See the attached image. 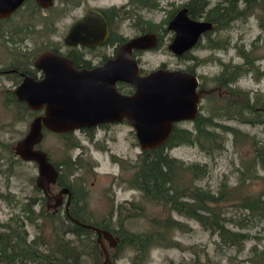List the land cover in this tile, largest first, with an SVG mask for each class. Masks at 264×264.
Segmentation results:
<instances>
[{
    "label": "trees",
    "instance_id": "obj_1",
    "mask_svg": "<svg viewBox=\"0 0 264 264\" xmlns=\"http://www.w3.org/2000/svg\"><path fill=\"white\" fill-rule=\"evenodd\" d=\"M209 1L188 0L184 5L187 6L191 17L211 21L214 25L212 30L204 34L205 48L226 50L230 45V36H226L223 40L220 36L221 32L230 28L231 22L237 19H247L255 13V8L260 10L257 21L264 29V0H218L212 6H209ZM141 2L144 5L147 4V1ZM172 16L171 14L170 18ZM140 29L152 31L147 26ZM213 33L215 37H211ZM257 39L249 48L244 47L243 44L237 47L233 45L242 62L235 65L225 64L223 69L212 77L218 86L214 84L215 86L208 87L206 81L200 78L199 89L208 92L201 94V103L196 117L186 121V123H192V126L183 127L181 123H175L170 137L163 145L141 150L136 161L132 163L123 161L120 164L123 168L126 163V170H130V173L125 178H121V181L129 188L135 189L139 193V199L127 200L115 206L111 205L107 213L99 220L89 219L86 215V192L83 191L82 182H78L77 175L79 169L86 166L92 168L93 164H84L81 157L73 159L69 154L78 146L83 148L73 132L56 134L63 139L64 147L69 151L63 160L53 162L59 172L58 185L67 186L71 192L72 204L69 212L85 224L112 233L116 239V245L113 247L107 245V248L113 262L127 257V251H130L128 264H146L155 248H181V244L174 239V234L176 231L187 232L190 226L172 217L174 213L193 220L211 234H216L224 245H235L238 248L244 246L248 235L241 229L245 227V224L238 222L235 225L238 230L228 227L227 224L232 223L233 219L226 215L227 207L224 204L232 201L235 206L243 208L248 213V218L242 219L249 220L253 215L262 214L264 189L260 195L250 194L245 190L248 182L252 180L258 179L264 184V139L253 135L252 143L251 135L226 121L235 120L264 126V111L262 110L264 109V97L262 94L254 93L251 96L247 90L236 85L239 79L247 74H250L256 82L264 80V69L256 65L260 59L256 49ZM184 57L191 56L187 52ZM191 58L194 59V56ZM188 72L193 71L190 68ZM117 87L125 91L131 85L119 82ZM3 92L7 94L5 100L12 102L13 107L16 106L14 110L19 118H23L26 114L32 117L37 114L24 102L17 100L11 90L3 89ZM128 92L131 93V89ZM94 130L95 128L84 129L90 140ZM248 140L251 153L249 159L241 160L236 168L235 184L228 185L227 181L230 176L225 175V179L216 190H209L200 184L209 173L206 162L184 161L168 153V150L173 147L189 145L213 157V153L221 151L228 141L234 143L235 146H240ZM48 158L51 160L49 155ZM36 188L38 189L37 186ZM40 198L47 207L44 195ZM150 206L157 208L158 212L153 215L148 213ZM29 211H27V218H29ZM40 216L42 218L51 217L57 221L56 226L50 224L52 242L40 243L45 246L46 251L43 252H48V255L38 254L41 252L38 251L37 245L34 246L32 242L26 240L27 233L24 229L20 233L9 227L8 231H0V260L7 264L14 262L30 264L36 261L39 264H49V262L52 264H88L89 259H93L95 263L103 264V261L100 262L102 250L97 241V235L92 229L74 223L66 213L58 217L57 210L54 213L50 211V214L41 213ZM136 216L147 219L144 228L126 226L125 221ZM5 226L3 225L4 228ZM69 235H72V238ZM59 258L60 262H58ZM178 264L219 263L212 262L208 258L203 261L200 257H196L188 263L180 261Z\"/></svg>",
    "mask_w": 264,
    "mask_h": 264
},
{
    "label": "rangeland",
    "instance_id": "obj_2",
    "mask_svg": "<svg viewBox=\"0 0 264 264\" xmlns=\"http://www.w3.org/2000/svg\"><path fill=\"white\" fill-rule=\"evenodd\" d=\"M141 1H147L144 5ZM188 0H97L94 3L106 6H114L116 16L112 20V31L122 42L123 38L128 39L137 35L142 27H149L153 33L160 36L159 44L153 51L146 52L140 62L141 69L150 71L156 68H167L170 70L192 71L200 78L206 81L208 87L216 84L212 77L218 74L225 64H240L241 57L236 53L233 45L249 48L257 38V54L260 59L256 65L264 69V29L260 27L257 21L259 8H255V13L243 20L231 22L230 28L224 29L220 36L224 40L230 36V45L226 50H211L204 47L206 39H201L198 46L189 51L191 57H177L168 49V44L173 35V31L167 29L170 15L174 13ZM218 0H210L209 6L217 3ZM76 15V11L60 19L58 25L59 34H41L32 33L18 41V47H28L33 50V55L37 54L40 49L48 46V39L55 37L59 39L64 36V28ZM199 19V18H198ZM0 35V65L10 64V52L16 49L17 45L9 42V37ZM13 37V36H11ZM204 37V36H203ZM215 37V33L211 34ZM20 38L16 36L15 39ZM168 40V41H167ZM23 41V42H22ZM38 49V50H37ZM7 67V66H6ZM18 81L13 77L0 75V231H8L11 227L13 230L27 233V241L37 245L38 251L43 252L45 246L40 244L43 241L52 242V229L50 224L57 225L55 219L42 218L41 213L55 211L52 208H46L44 201L41 200L42 191L37 189L36 179L38 176V166L33 161L21 160L15 153L17 142L26 134L32 116L26 114L19 118L18 113L14 110L12 102L6 101V95L3 89L13 91ZM217 85V84H216ZM239 88L247 90L252 96L254 93H261L264 97V80L256 82L250 74L244 75L236 84ZM218 86V85H217ZM218 88V87H217ZM216 90V89H212ZM226 123L240 129L260 139H264V126L259 124L241 123L235 120H228ZM181 126H192V123L183 122ZM75 138L80 141V146L66 150L63 139L56 134L47 133L43 137L40 148L45 150L51 157V161L56 163L63 160L68 152L73 159L81 157L84 164H93V167H84L77 172L78 182H82L85 193L86 215L89 219L99 220L111 205L118 203L138 200L139 193L131 189L126 183L121 181L125 178L130 170H126L124 163L123 168L120 164L125 162H134L141 154V148L135 136V132L127 122L113 123L107 126L97 128L93 132L90 140L85 131L76 130L73 132ZM253 149V145H252ZM168 153L184 161L206 162L209 173L200 183L209 190H216L219 184L225 179V175L230 176L227 181L228 185H234L236 181V168L241 160H248L251 153L249 140L240 146L228 141L225 147L212 156H207L199 151L195 146L179 145L168 150ZM78 160V159H77ZM53 187V188H52ZM54 192L58 187L52 186ZM264 189L263 181L258 179L248 182L246 192L254 195H260ZM264 201V196H262ZM44 203V205H43ZM227 207L226 215L231 216L232 223L227 226L231 229L238 230L237 223L245 224L241 229L248 235L242 248L235 245H224L219 241L216 234L202 228L197 222L187 219L183 216L173 214L172 217L181 220L190 226L187 232H178L174 234V239L181 244V248H155L151 252L150 260L146 264H178L180 261L190 262L196 257L203 261L207 258L212 262L219 264H264V209L262 214L253 215L248 218V213L241 207L235 206L232 201L224 204ZM29 211L27 218V211ZM151 210V211H150ZM58 217L63 214V209H58ZM158 212L154 206L148 207V213ZM166 215V212H164ZM127 227L134 226L138 229L144 228L147 219L136 216L128 219ZM3 225H6L5 228ZM24 236V235H23ZM72 238V235H69ZM67 237V236H66ZM94 237V235H93ZM106 243L107 240H104ZM130 251L126 256L118 260V264H128ZM103 256V254H102ZM101 256V263H104V257ZM99 262V261H98ZM0 264H7L0 260ZM12 264H19L14 262ZM30 264H39L37 261ZM88 264H97L95 260L88 261Z\"/></svg>",
    "mask_w": 264,
    "mask_h": 264
},
{
    "label": "water",
    "instance_id": "obj_3",
    "mask_svg": "<svg viewBox=\"0 0 264 264\" xmlns=\"http://www.w3.org/2000/svg\"><path fill=\"white\" fill-rule=\"evenodd\" d=\"M22 0H0V16L12 12ZM47 7L52 0H36ZM71 28L66 37L70 42L77 28H88L81 44L101 43L107 35L105 19L94 13ZM94 28V31H93ZM211 21L193 18L187 6L180 7L170 18L167 29L173 31L168 49L177 57L191 51L204 33L212 30ZM91 36L94 37L91 39ZM153 33L134 36L122 43L114 58L92 69H75L71 61L57 53H41L35 66L44 76L34 79L24 75L15 87L16 99L24 102L31 110L42 114L34 117L26 134L17 142L15 153L23 160L34 161L38 166L37 186L46 198L48 208H56L65 202L66 214L74 223L92 229L97 235L106 264L113 262L108 246H115L116 239L105 229L85 224L69 212L71 192L67 186L53 193L50 183H55L58 171L49 162L47 154L35 149L43 137V130L54 134L74 132L81 128L97 127L104 123L127 122L135 132L141 150L163 145L170 137L174 124L189 121L196 117L201 103V94L208 92L199 89V78L194 72L156 68L145 74L140 73L139 63L131 56L133 49H148L156 45ZM119 82L133 86L131 93L118 89ZM264 111V109H262ZM104 240H107L106 243Z\"/></svg>",
    "mask_w": 264,
    "mask_h": 264
},
{
    "label": "flooded vegetation",
    "instance_id": "obj_4",
    "mask_svg": "<svg viewBox=\"0 0 264 264\" xmlns=\"http://www.w3.org/2000/svg\"><path fill=\"white\" fill-rule=\"evenodd\" d=\"M91 1L96 2L97 0H52L50 5H48L47 7H44L40 5L36 0H22L21 3L8 15L2 16V17L0 16V35L3 36L2 34H4L6 35V37L10 36L9 42H13L14 45H17V48L12 49V52H10V56H9L10 64H7L10 67H6L5 65L4 66L0 65V75H3V76L8 75V77H13L14 79L18 81L17 85L22 81L24 75H29L36 80L42 78L44 74L42 73L40 69H38L35 66V61L37 57L45 51H51V52L57 53L69 59L71 61L72 66L77 70L92 69L94 67H97L103 64L108 59L114 58L118 47L130 38L128 39L123 38V41L121 42L118 36L114 35L115 32L112 31V20H113V17L116 16L113 13H115V10L117 9L116 7L111 6V5L106 6V5H103L102 3L101 4L94 3L93 5H91L90 4ZM74 10L76 11V15L73 16L71 21L65 26L64 36L59 39H55V37L49 38L48 46H46L45 44L44 47L40 49V51L37 54H35V56L33 55V50H36V49L32 50L29 47L25 49L23 46L18 47V44H20L18 41H21L22 38H24L25 36L32 35V33L41 34L42 38L44 37V34L46 33H50L53 35L59 34V31L57 30H58V25L60 23L59 22L60 19L67 16L70 13V11H74ZM94 13H100V15L103 16L106 22L107 35L103 39V41L97 44H91V43L81 44L80 41L83 40L82 38H85L87 36L86 34L88 33V31H92V29L91 28L90 29L77 28L78 29L76 31L77 33L73 38H71L70 42H73L75 40L76 41L79 40V41H77V43H74V44L66 42V37L71 31V28L73 27V25L77 22H81L83 19L85 20V18H87L88 16L92 17L91 21H93L94 19L93 17H95ZM93 31H94V28H93ZM138 32L139 33L137 35L153 33L152 31H146V30H141V29L138 30ZM137 35H134V36H137ZM154 35L157 40L155 46L150 47L148 49H133L132 50L131 56L137 60V62L139 63V67H140V62L144 58L145 53L155 50L159 44V40L161 39L160 36L158 34H154ZM16 36H20V38L15 39ZM172 37L168 39L170 40L169 43L171 42ZM92 38L94 37L91 36V39ZM13 62L14 64H11ZM147 72L149 71H144V69H141L140 67L141 74H145ZM130 89L132 92L134 89L133 86L128 87V89H125L126 93H130L128 92ZM35 112L37 114L34 115L33 118L42 114L43 108L40 110H36ZM183 122H186V121H182L180 123H183ZM110 124H113V123H104V124L98 125L97 127H91V128L97 129V128L102 127L103 125L107 126ZM84 129L85 128H81L79 130L84 131ZM47 133L52 134L49 131L46 132L45 130H43V137ZM43 137L40 140V142L35 144L34 148L40 149L47 154L45 150L40 148ZM49 162H51L54 165V163L51 160H49ZM35 185L37 186V184ZM51 185L58 187V190L62 188V186L60 187L58 185L57 178H56L55 183H52V184L50 183V188H51ZM51 191L53 193L57 192V191L54 192L52 189ZM66 200H67V196L64 195L62 204L56 208H53V207L51 208L55 210L63 209V213H66V210H65ZM45 202H46V198H45ZM71 204H72V201L70 197L69 211L71 208ZM46 206H47V203H46ZM46 208H48V206ZM38 254L48 255V252H41ZM58 262H60V258ZM49 264H52V262H49Z\"/></svg>",
    "mask_w": 264,
    "mask_h": 264
},
{
    "label": "bare ground",
    "instance_id": "obj_5",
    "mask_svg": "<svg viewBox=\"0 0 264 264\" xmlns=\"http://www.w3.org/2000/svg\"><path fill=\"white\" fill-rule=\"evenodd\" d=\"M204 35V34H203ZM203 35H202V37H201V39L203 38ZM59 173V172H58Z\"/></svg>",
    "mask_w": 264,
    "mask_h": 264
}]
</instances>
